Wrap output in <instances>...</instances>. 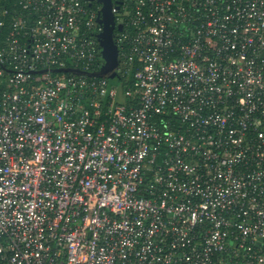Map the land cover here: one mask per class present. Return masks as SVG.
<instances>
[{
  "label": "built area",
  "instance_id": "1",
  "mask_svg": "<svg viewBox=\"0 0 264 264\" xmlns=\"http://www.w3.org/2000/svg\"><path fill=\"white\" fill-rule=\"evenodd\" d=\"M6 1L0 264H264V0Z\"/></svg>",
  "mask_w": 264,
  "mask_h": 264
},
{
  "label": "water",
  "instance_id": "2",
  "mask_svg": "<svg viewBox=\"0 0 264 264\" xmlns=\"http://www.w3.org/2000/svg\"><path fill=\"white\" fill-rule=\"evenodd\" d=\"M92 2L93 0H87ZM101 4L100 17L98 24L103 28L100 35V44L103 54V66L97 72L86 73L88 76H96L101 78H107L110 84H116L119 87L118 101L124 102L123 84L118 79V65H119V49L115 41V29L119 31L123 30L124 22L115 20V14L112 7V0H98ZM60 71V70H59ZM65 71H71L76 74H83L79 69H67Z\"/></svg>",
  "mask_w": 264,
  "mask_h": 264
},
{
  "label": "flooded vegetation",
  "instance_id": "3",
  "mask_svg": "<svg viewBox=\"0 0 264 264\" xmlns=\"http://www.w3.org/2000/svg\"><path fill=\"white\" fill-rule=\"evenodd\" d=\"M130 0H112V7L115 14V20L117 22L124 21V14H125V5L128 4ZM91 7L99 6L101 9V4L98 0H93L89 3ZM118 32H120L117 28L115 29V37L117 36Z\"/></svg>",
  "mask_w": 264,
  "mask_h": 264
},
{
  "label": "trees",
  "instance_id": "4",
  "mask_svg": "<svg viewBox=\"0 0 264 264\" xmlns=\"http://www.w3.org/2000/svg\"><path fill=\"white\" fill-rule=\"evenodd\" d=\"M9 5V1L6 0H0V8H4L5 6ZM1 18V17H0ZM9 22V18L7 19ZM8 31V25L3 29V31L0 32V40L5 37L6 32Z\"/></svg>",
  "mask_w": 264,
  "mask_h": 264
}]
</instances>
